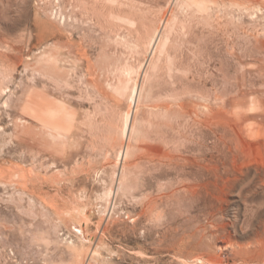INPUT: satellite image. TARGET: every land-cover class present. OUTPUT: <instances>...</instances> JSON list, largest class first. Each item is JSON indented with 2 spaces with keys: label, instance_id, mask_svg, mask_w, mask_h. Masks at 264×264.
Returning <instances> with one entry per match:
<instances>
[{
  "label": "rangeland",
  "instance_id": "1",
  "mask_svg": "<svg viewBox=\"0 0 264 264\" xmlns=\"http://www.w3.org/2000/svg\"><path fill=\"white\" fill-rule=\"evenodd\" d=\"M118 2L0 0V264H263L264 0Z\"/></svg>",
  "mask_w": 264,
  "mask_h": 264
},
{
  "label": "bare ground",
  "instance_id": "2",
  "mask_svg": "<svg viewBox=\"0 0 264 264\" xmlns=\"http://www.w3.org/2000/svg\"><path fill=\"white\" fill-rule=\"evenodd\" d=\"M119 0H74V4H75V10L77 11V16L73 19V25L71 26H81L82 27V34H83V38H88L89 41H92L91 37H88L90 35H92L93 32H95L97 29L99 30V32L103 35V33L105 32V29L103 28V25L106 22V25L109 24L108 26L112 25V21L115 23V18L113 20V12H114V8L113 5ZM56 2H58L59 5V10L58 13L56 12L57 15V21H59L60 24V29L57 28V37L56 39L58 40V42L55 43V46L57 47V51H58V55L60 56V59H62V61H69V57H71V54H75L76 56H84L85 52H80V46L79 44H76L74 38L70 35H67L65 33L67 26L69 25L68 22L72 21L71 17L68 14V16L65 14L64 12V8H65V4H66V0H56ZM178 2V1H177ZM191 2V1H190ZM3 3V2H2ZM119 3V2H118ZM180 3V2H179ZM201 3V2H199ZM199 3H197L199 5ZM120 4V3H119ZM179 5V4H178ZM118 6V5H117ZM182 6V5H181ZM184 6V5H183ZM182 6V7H183ZM74 8V7H73ZM199 8V7H198ZM68 9V8H67ZM178 9V8H177ZM66 10V8H65ZM69 10V9H68ZM73 10V9H72ZM71 10V11H72ZM200 10V9H198ZM120 12V10H119ZM124 13V12H123ZM199 14V13H198ZM216 14V13H215ZM120 16V15H118ZM74 17V16H73ZM116 17V15H115ZM53 24V23H52ZM57 24V23H56ZM105 25V27H106ZM116 25V24H115ZM161 28H156V30L153 32L152 36L149 38V40L146 42L145 48H148V51L151 50L153 52V50H156L155 48H157L159 45V47H162L163 50H165V48L167 47L168 43H169V38L166 35V28L167 27H172L174 28L173 31L175 30V25H177V23H175V19H173L172 13H170V15L167 13L163 14V16L161 17ZM7 26V25H6ZM49 26V25H48ZM52 26V25H51ZM70 26V25H69ZM121 26V25H120ZM119 26V27H120ZM74 27V29H75ZM80 27V28H81ZM95 27L97 28L95 31L93 29H95ZM116 27V26H115ZM55 28V27H54ZM78 28V27H76ZM112 28V27H111ZM155 28V27H154ZM107 29V28H106ZM115 29V28H114ZM7 30V29H6ZM108 30V29H107ZM110 30V29H109ZM117 30V29H116ZM126 30V29H125ZM107 32V31H106ZM105 32V33H106ZM111 33V32H110ZM109 33V34H110ZM130 33V32H129ZM172 33V32H171ZM107 34V35H109ZM113 34V32H112ZM76 35V34H75ZM114 35V34H113ZM112 35V36H113ZM44 37V36H43ZM111 37V36H110ZM81 38V37H80ZM82 38V39H83ZM102 38V37H101ZM108 39V38H107ZM171 40V39H170ZM88 41V42H89ZM93 42V41H92ZM103 42V41H102ZM94 43V42H93ZM100 43V42H99ZM104 45V44H101ZM66 48L65 52H61L59 50V48ZM158 47V48H159ZM101 48V47H100ZM104 49V48H103ZM159 50V49H158ZM102 51V50H101ZM166 51V50H165ZM167 53V51H166ZM50 57V56H49ZM1 58V56H0ZM76 58V57H75ZM149 58V57H148ZM154 58V57H153ZM60 59H55L54 60V64H59L61 61ZM86 60V59H85ZM3 61V60H2ZM73 61V60H72ZM70 61V62H72ZM150 62V61H149ZM149 62L148 65H149ZM146 63V64H147ZM73 65V64H72ZM75 65V64H74ZM146 66V65H145ZM69 69V68H68ZM145 69V68H144ZM138 70V69H137ZM141 71H139L140 73ZM143 73V72H142ZM145 73V72H144ZM146 74V73H145ZM142 75V74H141ZM138 76V75H137ZM145 76V75H144ZM49 82V81H48ZM47 82V83H48ZM56 83V82H55ZM139 91L141 92L142 89L140 90V85L139 83H135L133 89H132V93H131V99H130V105H132L133 110L131 112H127L125 115V120H124V127H123V137L125 138V140H128V136L131 132L132 129V121L134 118V114L136 112V104L138 102V98H139ZM140 99V98H139ZM52 111V109H51ZM57 113V112H55ZM52 114V113H51ZM44 115V114H43ZM60 122V121H59ZM206 133V132H205ZM127 146L125 145L123 147L122 150H120L119 152V160L121 159L123 162V160H125L124 158L127 156ZM203 155V154H202ZM118 156V157H119ZM118 161V159H117ZM121 164V163H120ZM123 168V167H122ZM121 169V168H120ZM220 216V215H219ZM222 216V215H221ZM211 218V217H210ZM260 224V223H259ZM205 229V228H204ZM236 231V230H235ZM241 232V231H240ZM231 240V239H230ZM261 241V240H260ZM210 242V241H209ZM212 243V242H211ZM250 244V243H249ZM259 245V244H258ZM262 246V245H261ZM258 247V246H257ZM244 248V247H243ZM255 248V247H254ZM261 248V247H260ZM259 248V249H260ZM250 249V248H249ZM262 249V248H261ZM260 249V250H261ZM223 258V257H222ZM221 261V260H220ZM213 262L212 264H222L221 262ZM208 264V261H206ZM206 264V263H205ZM211 264V261L210 263ZM264 264V263H263Z\"/></svg>",
  "mask_w": 264,
  "mask_h": 264
}]
</instances>
